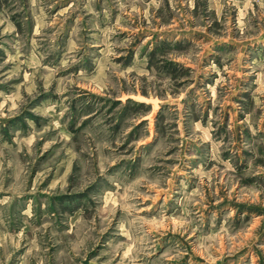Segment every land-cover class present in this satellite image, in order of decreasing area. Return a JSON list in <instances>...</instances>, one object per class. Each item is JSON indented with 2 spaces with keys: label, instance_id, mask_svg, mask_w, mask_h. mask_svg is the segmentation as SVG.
<instances>
[{
  "label": "rangeland",
  "instance_id": "obj_1",
  "mask_svg": "<svg viewBox=\"0 0 264 264\" xmlns=\"http://www.w3.org/2000/svg\"><path fill=\"white\" fill-rule=\"evenodd\" d=\"M0 264H264V0H0Z\"/></svg>",
  "mask_w": 264,
  "mask_h": 264
}]
</instances>
